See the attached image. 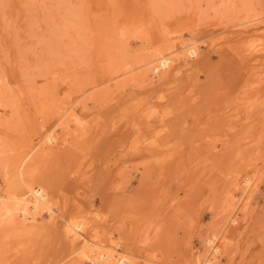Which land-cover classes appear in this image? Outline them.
I'll list each match as a JSON object with an SVG mask.
<instances>
[{"label": "rangeland", "instance_id": "374dc122", "mask_svg": "<svg viewBox=\"0 0 264 264\" xmlns=\"http://www.w3.org/2000/svg\"><path fill=\"white\" fill-rule=\"evenodd\" d=\"M33 148L56 214L29 222ZM65 221L136 264L210 237L215 264H264V0H0V264H91Z\"/></svg>", "mask_w": 264, "mask_h": 264}, {"label": "bare ground", "instance_id": "6f19581e", "mask_svg": "<svg viewBox=\"0 0 264 264\" xmlns=\"http://www.w3.org/2000/svg\"><path fill=\"white\" fill-rule=\"evenodd\" d=\"M187 46H185V55L191 57L195 56L196 48L194 47V45L192 44L188 47ZM170 60L171 59H168L167 56L164 55H160L158 56V58H156V61L159 63L158 67H160L163 71L169 69L172 66V61L170 62ZM56 141V137L52 134H49L45 140V143L48 146H53L56 144ZM34 153L35 149L33 148L26 157L22 158L20 162L18 161L19 164L17 166V180L24 190L19 196L15 195L14 197L16 199V204L18 203L22 207L21 211L23 214L20 212L21 215H23L22 217L25 219V221L29 222L34 221L35 217L40 214L45 213L51 217L56 214L54 207H52L50 195L48 194V192L39 185L34 186L30 184L28 180H26V177L23 173V169L27 164L29 165L30 162H32L33 164L35 163L34 159L36 160L37 158H34ZM251 182L252 180L250 177H246L241 181L240 185L242 186L243 192L248 190ZM64 234L68 239L81 244L80 256L88 260L91 264H136L134 262L136 260L135 257L131 256L129 253L124 252V250L121 249L118 244H114V246L112 245L109 248H106L102 245L99 246V244L97 245L90 237H88L84 224L80 222L65 221ZM215 239L216 238L212 239L210 237L206 241L209 246V251H211L210 257L197 262L196 264H215L217 262V260L219 259V252L221 250L219 249V247L215 246Z\"/></svg>", "mask_w": 264, "mask_h": 264}, {"label": "crops", "instance_id": "0c3cea01", "mask_svg": "<svg viewBox=\"0 0 264 264\" xmlns=\"http://www.w3.org/2000/svg\"><path fill=\"white\" fill-rule=\"evenodd\" d=\"M123 241H124V240H123ZM122 248H123V247H122ZM124 249H126L127 252L131 253V254L134 256V251H133V249L128 250L126 246H124Z\"/></svg>", "mask_w": 264, "mask_h": 264}]
</instances>
